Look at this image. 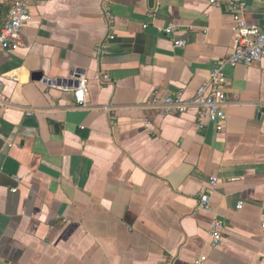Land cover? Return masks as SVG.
I'll return each mask as SVG.
<instances>
[{
  "label": "crops",
  "instance_id": "obj_1",
  "mask_svg": "<svg viewBox=\"0 0 264 264\" xmlns=\"http://www.w3.org/2000/svg\"><path fill=\"white\" fill-rule=\"evenodd\" d=\"M243 1L247 22L264 26V0ZM10 3L0 0V30ZM30 12L23 47L0 49V260L264 264V60L225 67L223 133L201 127L195 109L147 105L192 98L231 56L226 7L32 0ZM169 26L172 35L161 31ZM210 192L211 209L199 208ZM215 219L224 222L216 250Z\"/></svg>",
  "mask_w": 264,
  "mask_h": 264
},
{
  "label": "built area",
  "instance_id": "obj_2",
  "mask_svg": "<svg viewBox=\"0 0 264 264\" xmlns=\"http://www.w3.org/2000/svg\"><path fill=\"white\" fill-rule=\"evenodd\" d=\"M31 2L32 0H11L7 18L0 30L1 50L12 53L23 47L25 28L32 20ZM209 4L216 7L225 6L233 17L234 30L237 36V44L233 53L220 66L210 72L208 80L196 90L192 98L184 99L181 95H177L175 97L166 96L161 99L155 95L147 102V105L159 107L164 103L163 108L166 113L184 114L195 109L197 111V121L201 127L205 126L206 123L213 124L219 133H223L226 129L227 108L229 106L226 90L228 80L224 69L225 67L234 68L260 64L264 60V26L251 25L247 22L245 17L247 3L243 0H209ZM262 15L264 16V10ZM110 18L112 17L110 16ZM161 31L172 35L175 28L169 26ZM186 45L184 40L175 42L176 48H185ZM104 79L108 80L107 76H104ZM74 94L77 105L86 108L88 106L87 95L89 94L87 82L80 81L78 86L74 88ZM33 113L32 110L27 111L28 116H33ZM216 185L217 180L212 182L211 189ZM15 191L13 190V192ZM211 201V192L204 194L200 198L199 208L210 210L212 207ZM242 207L243 204L241 203L239 208ZM223 230L224 222L215 219L211 226V245L214 250L221 245ZM206 261L207 257L203 256L194 264H205ZM0 264L6 263L0 260Z\"/></svg>",
  "mask_w": 264,
  "mask_h": 264
},
{
  "label": "water",
  "instance_id": "obj_3",
  "mask_svg": "<svg viewBox=\"0 0 264 264\" xmlns=\"http://www.w3.org/2000/svg\"><path fill=\"white\" fill-rule=\"evenodd\" d=\"M42 77H43L42 74H37V75H35V78H34V79H36V80L39 81V80L42 79ZM78 77H79V76H78ZM58 83H62V82H58ZM75 84H76L75 87H77V86H78V82H76Z\"/></svg>",
  "mask_w": 264,
  "mask_h": 264
}]
</instances>
